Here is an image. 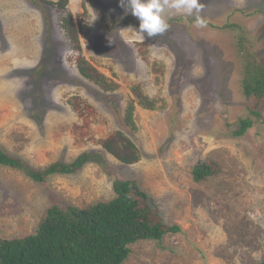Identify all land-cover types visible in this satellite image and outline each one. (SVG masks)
Masks as SVG:
<instances>
[{
  "label": "rangeland",
  "instance_id": "obj_1",
  "mask_svg": "<svg viewBox=\"0 0 264 264\" xmlns=\"http://www.w3.org/2000/svg\"><path fill=\"white\" fill-rule=\"evenodd\" d=\"M66 1L60 12L41 0H0V148L44 170L98 151L96 140L121 130L142 156L127 166L104 155L109 173L87 164L44 184L0 166V236L30 234L54 204L84 208L112 199L115 180H134L161 222L180 232L132 245L124 264H260L264 105L244 136L234 132L249 115L238 42L243 37L246 50L264 53V0H200L201 29L194 16L166 9L169 29L153 38L138 33L140 21L121 0ZM61 17L89 68L118 86L113 94L78 74L77 51L62 57L74 44ZM133 87L156 101L155 110L136 105ZM74 96L95 114L77 117L69 107ZM132 101L135 131L120 119ZM201 161L218 172L195 183L192 169Z\"/></svg>",
  "mask_w": 264,
  "mask_h": 264
},
{
  "label": "trees",
  "instance_id": "obj_2",
  "mask_svg": "<svg viewBox=\"0 0 264 264\" xmlns=\"http://www.w3.org/2000/svg\"><path fill=\"white\" fill-rule=\"evenodd\" d=\"M43 4L60 12L67 8L66 0ZM69 22L66 17H61L65 37L73 42V49L79 53L76 64L78 74L100 92L113 94L118 86L107 82L102 74L89 68L80 55L78 41L71 37L73 31ZM235 27L234 24L229 25V28ZM245 41L247 40L241 37L238 42L243 54L240 89L249 115L238 120V128L234 132L236 137L244 136L255 121L261 118L260 111L264 105V53L246 50L243 47ZM41 70L35 71L37 77ZM133 92L137 95L136 105L145 110H155V100L143 96L136 87H133ZM69 107L80 118L85 116L86 109L92 115L95 114L94 109L79 96L73 97ZM134 108L132 101L120 111L121 123L132 131H135ZM95 145L98 146V151L83 152L69 163H53L44 170L33 169L0 148V166L18 171L32 182L44 184L49 176L76 174L87 164L109 173L104 155H110L127 166L138 163L142 156L141 151L121 130L96 140ZM217 172L215 163L201 161L193 167L192 179L199 183ZM112 191V199L84 208L56 203L45 211L30 234L14 238L0 236V264H124L131 254L132 245L145 241L158 243L163 238L180 232L178 226L161 222L150 204V198L136 181L115 180ZM260 264H264V260Z\"/></svg>",
  "mask_w": 264,
  "mask_h": 264
},
{
  "label": "clouds",
  "instance_id": "obj_3",
  "mask_svg": "<svg viewBox=\"0 0 264 264\" xmlns=\"http://www.w3.org/2000/svg\"><path fill=\"white\" fill-rule=\"evenodd\" d=\"M123 6L130 9L131 14L138 18L140 34L153 38L169 29L164 15L165 10H175L187 17H195L194 26L198 29L207 26L206 20L200 15L203 5L200 0H121ZM74 49L62 52V57L72 56Z\"/></svg>",
  "mask_w": 264,
  "mask_h": 264
}]
</instances>
